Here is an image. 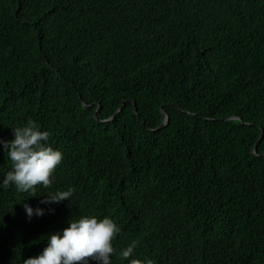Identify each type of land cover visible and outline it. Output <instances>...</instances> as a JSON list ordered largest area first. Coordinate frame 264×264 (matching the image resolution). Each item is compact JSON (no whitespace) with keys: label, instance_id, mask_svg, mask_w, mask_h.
Wrapping results in <instances>:
<instances>
[{"label":"trees","instance_id":"16d2710c","mask_svg":"<svg viewBox=\"0 0 264 264\" xmlns=\"http://www.w3.org/2000/svg\"><path fill=\"white\" fill-rule=\"evenodd\" d=\"M28 121L63 160L0 187V264L82 215L120 226L112 264H264V0H0V139Z\"/></svg>","mask_w":264,"mask_h":264},{"label":"clouds","instance_id":"9594fccd","mask_svg":"<svg viewBox=\"0 0 264 264\" xmlns=\"http://www.w3.org/2000/svg\"><path fill=\"white\" fill-rule=\"evenodd\" d=\"M12 131L14 139H0V145L11 161L0 187L14 186L18 192L32 193L36 192L37 186L49 188L54 182V172L63 160L62 151L48 143L49 133L33 121L14 127ZM73 193V188L51 192L41 203L71 201ZM24 208L29 219L46 212L44 208H33L30 204H24ZM120 233V226L110 216L71 218L66 228L45 236L46 247L38 255L23 260V264H90V259L96 264H112L117 253L113 241ZM135 248L133 242L120 249L121 260L127 264H153L149 257L138 256Z\"/></svg>","mask_w":264,"mask_h":264},{"label":"water","instance_id":"95a60500","mask_svg":"<svg viewBox=\"0 0 264 264\" xmlns=\"http://www.w3.org/2000/svg\"><path fill=\"white\" fill-rule=\"evenodd\" d=\"M132 104H133V106H134V112H135V114H136V108H135V103L134 102H132ZM120 109V108H119ZM116 113H117V111H116ZM161 117H162V120H161V124H160V126L156 129V130H159V129H161V128H163L165 125H166V123H167V121H168V118H167V116L165 115V113L162 111V113H161ZM113 118H114V116H113ZM225 119V118H224ZM226 119H234V118H226ZM141 123H143V121L141 120ZM156 130H154V131H156Z\"/></svg>","mask_w":264,"mask_h":264}]
</instances>
